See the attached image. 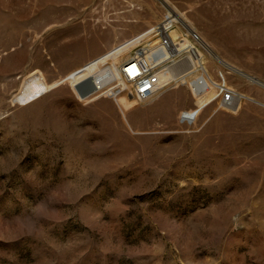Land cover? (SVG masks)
<instances>
[{"label": "rangeland", "instance_id": "1", "mask_svg": "<svg viewBox=\"0 0 264 264\" xmlns=\"http://www.w3.org/2000/svg\"><path fill=\"white\" fill-rule=\"evenodd\" d=\"M162 1L0 0V264H264V0ZM166 13L198 56L97 90Z\"/></svg>", "mask_w": 264, "mask_h": 264}, {"label": "built area", "instance_id": "2", "mask_svg": "<svg viewBox=\"0 0 264 264\" xmlns=\"http://www.w3.org/2000/svg\"><path fill=\"white\" fill-rule=\"evenodd\" d=\"M175 23L173 16L166 13L154 26L135 36L133 40L137 41V45L134 47L133 53L122 60L116 68L111 65L110 61H106L102 65L103 76L101 80L112 81L114 69H117L120 77L127 84L124 91L128 93L132 100L137 103H146L153 100L165 88L164 83L161 81L164 70L171 69V66L188 54L193 57L198 56L197 48L193 46L184 48V55L180 54L179 49L178 54L174 52L179 48L177 46L178 41L173 42L170 36ZM193 38L196 40V34ZM101 80H99L100 83ZM198 85H196L197 88H199ZM95 86L97 87L98 84H95ZM95 92L96 90L88 93L86 95L87 99L95 95ZM230 95L228 89L224 87L216 96L228 102L230 101ZM196 114V110L191 115L188 111L181 112L180 121L191 124L196 119Z\"/></svg>", "mask_w": 264, "mask_h": 264}, {"label": "bare ground", "instance_id": "3", "mask_svg": "<svg viewBox=\"0 0 264 264\" xmlns=\"http://www.w3.org/2000/svg\"><path fill=\"white\" fill-rule=\"evenodd\" d=\"M161 1V3L165 6V7H167V5L162 1V0H160ZM171 12H172V10L169 8V7H167ZM173 13V12H172ZM174 14V13H173ZM175 16V15H174ZM176 17V16H175ZM177 18V17H176ZM178 19V18H177ZM183 25L186 27V28H188V26L185 24V22H183ZM189 29V28H188ZM170 36H171V38L173 39V40H178L179 38H180V35H179V32L177 31V29H175V28H173L172 29V31H171V33H170ZM199 37V36H198ZM201 38L199 37V41H201L200 40ZM107 61H110V63H111V65L113 64L112 62H111V59H109V60H107ZM192 64V63H191ZM191 64H190V66H191ZM225 64V63H224ZM226 66H228L229 67V65H227V64H225ZM113 66V65H112ZM174 67H175V65H173ZM173 66H171V68L173 67ZM192 68H194V66L192 67ZM192 68H190L189 70H191ZM102 69H103V67H102ZM207 73H208V71H207V69H205V70H203V73L201 72V75H200V82H198V84H199V88H196V90H197V92H201V91H206L205 89H206V86H208L209 88H214L215 89V91H216V93H215V95H214V97L218 94V92L221 90V89H224V87L226 88V89H228V91H229V93L231 94L230 95V101H228V102H226L225 100H222V99H220V101L218 102V105L220 106V107H229V106H231V105H233L235 102L236 103H240L241 101H242V98L243 97H241V96H239V95H237V94H239V93H237V92H235V91H233L229 86H227L226 85V83L224 82V79H223V82H220V81H215L214 79H213V77L211 76L210 78L208 77V75H207ZM102 76H103V72H102V75H101V77H99L97 80H96V84H98V86H101L102 85V87H103V89L104 90H109L110 91V95H112V97L113 98H115L116 96H118L119 94H126L127 96H128V93H126L125 91H124V89L127 87V84H126V82L120 77V75H119V73H118V70L116 71L115 69H114V72H113V79H112V81H109V82H106V81H104V80H101L102 79ZM247 76V75H246ZM205 77L208 79V81H206L205 80ZM99 80H101V83L99 82ZM117 80H122L123 82H124V86L123 87H118L116 84H117ZM261 84H263V83H261ZM264 85V84H263ZM98 86L96 87L97 89H99L98 88ZM164 86H165V84H164ZM220 88V89H219ZM213 97V98H214ZM212 98V99H213ZM132 99V98H131ZM211 99V100H212ZM135 101V100H134ZM211 102V101H210ZM209 102V103H210ZM236 107H237V105H236ZM202 109H203V107H201V106H199L198 104L196 105V107L194 108V109H191V110H189L188 111V113L191 115L195 110H196V112H197V114H196V116H195V118L197 119V117L200 115V113H201V111H202ZM196 119H194V122L196 121ZM193 122V123H194Z\"/></svg>", "mask_w": 264, "mask_h": 264}, {"label": "water", "instance_id": "4", "mask_svg": "<svg viewBox=\"0 0 264 264\" xmlns=\"http://www.w3.org/2000/svg\"><path fill=\"white\" fill-rule=\"evenodd\" d=\"M89 83L91 85V80L90 79H89ZM91 89H92V85L90 86L89 90H91Z\"/></svg>", "mask_w": 264, "mask_h": 264}]
</instances>
